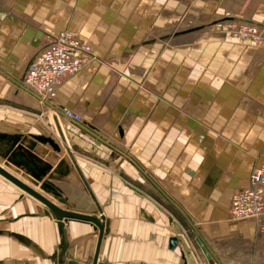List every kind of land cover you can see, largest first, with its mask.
<instances>
[{
  "label": "crops",
  "instance_id": "1",
  "mask_svg": "<svg viewBox=\"0 0 264 264\" xmlns=\"http://www.w3.org/2000/svg\"><path fill=\"white\" fill-rule=\"evenodd\" d=\"M184 1L19 0V9L0 12V61L13 65L0 63V134L48 136L7 119L6 110L14 109L3 104L8 95L37 100L21 83L24 72H12L22 54L34 45L39 51L46 36L63 30L92 47L91 61L62 81L53 104L82 118L74 123L59 115V127L92 197L53 118L50 137L60 153L41 143L36 150L47 152L41 158L51 164L49 174L65 160L68 173L55 174L59 181L52 182L71 210L91 214L93 199L99 205L108 225L98 264H184L178 247L169 249L170 237L178 238L189 264L209 262L208 257L217 264H264V217L228 216L232 194L264 166V42L254 46L211 37L206 24L166 35L165 26L173 29L181 18ZM199 31L204 38L192 34ZM10 124L16 127L5 128ZM7 170L65 208L24 179L22 170ZM162 205L193 230L201 257ZM39 208L0 178V264H55L49 257L58 253L56 222L37 217ZM64 230V264H89L96 227L70 220Z\"/></svg>",
  "mask_w": 264,
  "mask_h": 264
},
{
  "label": "rangeland",
  "instance_id": "2",
  "mask_svg": "<svg viewBox=\"0 0 264 264\" xmlns=\"http://www.w3.org/2000/svg\"><path fill=\"white\" fill-rule=\"evenodd\" d=\"M18 1L19 0H0V12H1V10H5L6 12H8V11L10 12L11 10L13 11V9H19L18 8ZM184 2H185V3H183L184 6L182 7L183 13L180 16L181 18L174 20V23H175L174 28L172 29V27L170 26L168 29V26H165V31L167 32L166 35H169V34L171 35L173 30H175V31L176 30H182L185 28H190V27H194L197 25H205L206 24L205 27L207 28L206 29L207 33H208L207 35H209L211 37H214V35H219L221 38L227 39L229 41L245 42V43H249L250 45H254V46L255 45L260 46L264 42V41L255 42V41H252L250 39H243L242 37H240V35H242V34L238 33V29H239V27L244 25L243 23H246V24L252 23L255 25L264 26V0H185ZM224 19H226V20H224ZM221 20H224V21H221ZM215 21H221V23L219 22L220 24L219 23L213 24ZM227 21H229V22H227ZM63 31H67V30H63ZM259 32H262L261 28L259 29ZM58 33L59 32H57V33L53 32V33H51L50 36H46L45 39L43 40V45L45 46V44L49 41L50 37L51 36L54 37ZM192 34H194L196 36H201V37H203V35H204L203 32H200V31L196 32V33H192ZM236 34L238 37H236ZM72 36L75 39L82 42L83 44L89 45V44L85 43L84 41H82L81 39H79L74 34H72ZM170 41H171V39H170ZM164 42H166V40ZM164 44H167V43H164ZM168 46H169V43H168ZM37 48H39V47L34 45L31 53L27 52V53L22 54V59L19 61H16L15 64H17V66L14 65V67H13L14 71H12V72L14 74H16L18 76L24 72L23 69H24V67L26 68V66H25V65H27L26 60H28L29 56L32 54L36 55L41 50L40 49L38 51ZM91 49H92V47H91ZM35 55H33V56H35ZM0 63H2L4 65V67H7L6 65L13 66L12 63L8 62V60L5 62H4V60H1ZM0 79H1V77H0ZM0 81H2V80H0ZM21 95L22 96L15 97L12 94H10L3 101V104L10 105V106H12V108H14L12 110L11 109L6 110V113L9 115V117L7 118L9 120V122L19 121L20 124L25 126V130H28L31 133H35V134L36 133H43V134L48 135L46 137L52 136L53 135L52 116L54 115L52 112H54L58 116V118H59V115L55 111H53L49 107H47L43 102H40L38 99L34 100L33 98H31L25 94H21ZM8 98H10L11 101L8 100ZM50 104H52V103H50ZM16 109H18L19 111H17ZM57 116H56V119H57ZM59 120H60V118H59ZM0 126H2V125H0ZM15 127L16 126L15 125L13 126L12 124L5 125V128H7L8 130L14 129ZM50 138H52V137H50ZM0 149H1V147H0ZM1 159L4 160V162L6 161V159H4L0 156V160ZM262 167L264 168V166H260L257 168H262ZM257 168H255V169H257ZM254 170L251 172V176L253 175ZM0 178L3 179L2 177H0ZM53 181H59V179L55 177V179H53ZM250 185H251V183H249V180H248V185L243 189H247L248 187H251ZM240 190H242V189H240ZM240 190H238V191H240ZM235 192H237V191H235ZM31 199L35 203L41 205L40 203H38L33 198H31ZM230 204H231V200H230ZM230 204H229V207H230ZM162 206H164V209L168 210L170 212V214L173 215V217L182 225L185 236H187L190 239V241L193 243L195 249L197 250V253L199 254L200 249L198 248L196 242L194 241L193 230L186 225L184 220H182V218H180L177 215L176 211L174 212L170 206H167V205H162ZM229 210L230 209H228L229 219L233 220V218H235L234 212H233V210H231V212H229ZM261 214L262 215H259V217L256 218L255 220L260 219V218L263 219L264 213H261ZM251 220H254V219H251ZM262 228H264L263 222L260 223V231ZM198 242H200V244L203 245L202 241L199 238H198ZM177 249L179 250V252L182 255H185V256L187 255V252H185L184 247L178 246ZM205 253H206V251H205ZM199 256H200V254H199ZM89 262H91V260ZM212 262H215V261H213V259H212ZM207 263L210 264L207 260L202 259V258H201V260L199 259V261H198V264H207ZM55 264H57V261L55 262ZM141 264H143V263H141ZM184 264H189L187 258L184 259Z\"/></svg>",
  "mask_w": 264,
  "mask_h": 264
},
{
  "label": "water",
  "instance_id": "3",
  "mask_svg": "<svg viewBox=\"0 0 264 264\" xmlns=\"http://www.w3.org/2000/svg\"><path fill=\"white\" fill-rule=\"evenodd\" d=\"M221 21H215L213 24L219 23ZM34 96L38 100L43 102L51 110L55 111L58 115L63 116L60 110L61 108L59 109L58 107H55L54 105L46 101H42L38 96L36 95ZM52 118L54 120L55 127L60 137L62 146L66 154L68 155L69 159L71 160L75 170L77 171L81 181L85 185V180L83 178V175L81 174L78 168V165L72 155L70 148L65 143L56 116L53 115ZM37 143H41L44 145L47 144L52 149L53 152L60 153L61 151L59 144H57L52 138L43 135H30L29 137H26L21 134H16V135L0 134V147H1L0 156L6 159V162L3 165L4 167L0 165V177H2L7 182L15 186L17 189H19L22 192V194H26L30 196L31 198H33L34 200H36L38 203L41 204L40 205L41 208L37 209L36 212L37 217L52 218L56 222V227L59 237V244L57 247L58 253L57 255H53L52 257L49 258L55 261L57 260L58 264H63V257L65 251L67 250V243L65 239V230H64L65 223L70 220H76V221H84L94 224L99 231L98 233L99 236L95 247V253L92 260V264H96L98 253L100 251L101 240L102 237H104L103 232L105 227H107L108 223L103 216L96 217L95 213L98 210H100V207L93 198L92 199L96 206V210H93V213L84 214L70 210L71 205L68 202L67 198L63 197L62 190L52 182V180L55 179V177L58 178L57 177L58 175H66L68 173V169L63 168V166L66 167L65 160L64 159L60 160L57 163L54 172L52 174H49L51 170V164H49L47 161H44L41 158L42 156H46L47 152L46 151L38 152V150H36ZM52 157L54 159L57 158L55 153L54 155H52ZM6 168L14 171L15 173H19L22 170L24 174L21 176L24 179H26L32 186L38 187L39 190H41L43 193L50 195L58 204L65 206V209L61 208L55 202L49 200L47 197L35 191L32 187L25 184L21 179L17 178L15 175L10 173ZM85 190H87L88 193L91 194L90 189L86 185H85ZM18 238L19 240L22 241V243L27 245L38 255L42 256V258L44 259L48 258L47 256L43 255L40 251H38L37 247L29 239L21 236H18ZM168 242H169V249L171 250L175 249L179 244L177 237H170ZM208 258H209V262L211 263L212 259L210 257Z\"/></svg>",
  "mask_w": 264,
  "mask_h": 264
},
{
  "label": "built area",
  "instance_id": "4",
  "mask_svg": "<svg viewBox=\"0 0 264 264\" xmlns=\"http://www.w3.org/2000/svg\"><path fill=\"white\" fill-rule=\"evenodd\" d=\"M243 24L238 29V33L242 34L240 37L255 42L264 41V26ZM260 28L262 32H259ZM92 52L89 45L75 39L70 32L61 31L56 36H51L45 46L27 63L21 83L42 101L54 104L59 85L66 77L79 73L91 61ZM60 110L67 120L82 123L79 114L67 108ZM252 181L250 174L251 187L237 191L231 197L229 212L233 210L234 221L256 219L264 213V178Z\"/></svg>",
  "mask_w": 264,
  "mask_h": 264
},
{
  "label": "bare ground",
  "instance_id": "5",
  "mask_svg": "<svg viewBox=\"0 0 264 264\" xmlns=\"http://www.w3.org/2000/svg\"><path fill=\"white\" fill-rule=\"evenodd\" d=\"M55 116H57L54 112H52ZM57 121H58V123H59V125H60V120H59V118H58V116H57ZM63 134V133H62ZM63 137H64V135H63ZM64 140H65V137H64ZM65 143H66V140H65ZM260 169V170H259ZM252 177H253V181L255 182V181H260V179L261 178H264V170H263V168H257V169H255L254 170V173H253V175H252ZM252 181V182H253ZM256 185V184H255ZM255 185H254V187H255ZM251 186V185H250ZM38 188V187H37ZM249 188V187H248ZM30 197V196H29ZM95 205V204H94ZM65 209V208H64ZM71 210V209H70ZM95 210H96V206H95ZM74 211V210H73ZM77 212H79V211H77ZM80 213H82V212H80ZM92 213H93V211H92ZM84 214H86V213H84ZM96 217H101V216H103V214H102V212H101V209L100 210H98L96 213ZM260 215H262V214H260ZM264 216V215H263ZM104 217V216H103ZM105 218V217H104ZM65 222V221H64ZM84 222V221H83ZM86 223H89V222H86ZM92 224V223H91ZM94 225V224H93ZM95 226V225H94ZM96 227V226H95ZM96 229H97V240H98V233H99V231H98V228L96 227ZM105 230V229H104ZM103 234H104V232H103ZM103 238V237H102ZM102 241V240H101ZM96 244H97V241H96ZM179 245V244H178ZM96 247V246H95ZM178 247V246H177ZM94 253H95V251H94ZM98 255H99V253H98ZM93 256H94V254H93ZM183 256V259H185L186 258V256L185 255H182ZM92 260H93V257H92ZM92 260H91V262H89V264H92ZM63 263H64V260H63ZM210 263V262H209ZM96 264H98V258H97V263ZM210 264H212V261H211V263Z\"/></svg>",
  "mask_w": 264,
  "mask_h": 264
},
{
  "label": "snow or ice",
  "instance_id": "6",
  "mask_svg": "<svg viewBox=\"0 0 264 264\" xmlns=\"http://www.w3.org/2000/svg\"><path fill=\"white\" fill-rule=\"evenodd\" d=\"M0 19H3V17H2V16H0Z\"/></svg>",
  "mask_w": 264,
  "mask_h": 264
}]
</instances>
